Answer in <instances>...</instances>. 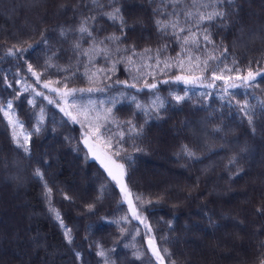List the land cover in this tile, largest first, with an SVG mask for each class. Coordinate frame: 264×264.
Instances as JSON below:
<instances>
[{
    "label": "trees",
    "instance_id": "obj_1",
    "mask_svg": "<svg viewBox=\"0 0 264 264\" xmlns=\"http://www.w3.org/2000/svg\"><path fill=\"white\" fill-rule=\"evenodd\" d=\"M77 3L78 0H0V56L14 45L25 48L32 45L23 59L5 57L0 61V73L7 74L9 82L15 76L32 89L24 92L21 84L13 82V89L23 93L13 103L25 131L32 133L30 146L34 156L47 160V164H37L36 159L26 158L23 150L13 143L11 126L0 118V264H104L97 245L108 252L115 264H145L150 254L147 236L155 237L162 254L165 247L171 252V257L164 254L165 264L170 259L175 264H261L264 214L257 209L264 212V115L257 107L253 123L249 124L239 107L229 106L221 98L225 95L224 82L212 81L210 73L219 72L224 64L232 67L233 58L239 60L241 69L251 61L255 71L257 60L264 67V0H237L236 11L225 25L209 27L215 51L213 45L202 46L200 50L191 44L183 45L181 38L187 31L178 34L181 38L173 36L171 29L168 35L158 31L155 21L166 18L155 12L160 0H119L117 6L128 25L124 29L127 38L121 47L134 46L140 54L132 56L131 64L123 59L131 53H115L112 60L97 56L92 63L83 56L77 57L72 50L73 37L66 41L59 35L61 27L78 23V13L73 10ZM211 10V7L201 9ZM79 11L88 14L83 0ZM97 19L99 38L112 33L120 35L118 25L106 17ZM204 26H191V30L201 32ZM221 45L228 49L225 54L228 58L223 64L220 60L209 61L208 71L196 67V61H189L184 53L187 47L189 54L199 56L200 60L206 59L208 53L220 57ZM82 46L88 48L89 44ZM144 49L152 51L145 53ZM49 57L57 68L45 71ZM180 60L184 61L183 69L178 66ZM25 61L41 73L39 82L28 73ZM165 62L171 66L165 67ZM92 73H96L94 82L89 81ZM224 74L235 78L234 69ZM178 75L201 78V82H178L175 80ZM116 81L135 83L136 88ZM49 82L51 88L62 90L65 84L68 89H105L68 97V102L95 101L98 110L111 107L109 101L113 99L119 100L113 107V115L120 123L119 130L125 132L119 145L120 155H113L117 137L112 139L111 146L107 136L94 139L123 163L137 212L151 225L150 233L132 216L120 187L105 167L90 155L83 143L86 125L73 123L60 111L63 99L44 87ZM145 82L156 83L157 88H144ZM210 82L215 87H206ZM257 82L258 88L229 91L252 93L247 97L237 95L236 99L247 98L255 106L257 99L253 96L264 100V82L260 78ZM36 92L44 96H37ZM131 95L147 112L135 107L128 99ZM175 96L185 99L178 102ZM156 97L164 104L158 113L149 108ZM33 98L35 107L26 102ZM7 99H13L12 89L0 81V100ZM70 111L81 119L75 108ZM129 120L137 129L142 128L141 135L130 131L131 126L125 123ZM109 127L114 133L119 131L115 125ZM185 144L196 152L198 159L181 153ZM232 159L236 160L235 165L230 163ZM38 166L52 188L51 206L72 229L71 245L65 241L59 221L49 212L46 189L32 175ZM137 195L145 202L137 201ZM89 205L93 206L91 210ZM125 216L127 221L121 219ZM162 236L167 240H161ZM136 250L144 253L143 261L133 257ZM216 250L221 251L218 258ZM76 252L81 254L80 259L76 258Z\"/></svg>",
    "mask_w": 264,
    "mask_h": 264
},
{
    "label": "snow or ice",
    "instance_id": "obj_2",
    "mask_svg": "<svg viewBox=\"0 0 264 264\" xmlns=\"http://www.w3.org/2000/svg\"><path fill=\"white\" fill-rule=\"evenodd\" d=\"M85 9L87 10L88 14H85L84 11H79V3L80 0H78V3L76 6H74L73 10L77 11L78 13V23L75 26L71 27H61L59 29V35L64 40H68L69 37H73L72 39V50L73 52L79 56H83L87 58L88 63H92L93 59L97 56L103 55V57L106 60H112L113 55L115 53H131V55H126L123 57L129 64L133 63L132 56L140 55L139 53H136L134 50V46H128V47H121V44L123 41L127 38V34L124 31L127 25V21L124 19V16L121 12L120 7H118L119 0H83ZM169 6L170 9H169ZM107 8H110V10H106ZM211 7V11H201V9H208ZM61 9L65 8V5H60ZM237 8V0H160L159 7L155 9V12L158 16H165V19H157L155 21L158 31H160L163 35L169 34V29H171V34L173 36H177L179 33H184L187 31V35L178 38L182 39L183 45H193L196 49L200 50L203 47H206L207 45H213V51H215V41L211 38V32L209 31V27H220L225 25L226 21L230 18V16L236 11ZM97 17H106L109 21H111L113 24L118 25L120 28V35H116L115 33L109 34L107 36H104L103 38H99L98 33L101 30L99 26V21ZM215 22V23H213ZM201 24H204L205 26L201 30V32H193L191 30V26H195L197 28L200 27ZM191 25V26H190ZM203 42V45L201 43ZM45 44L47 43V39H44L43 41ZM83 43H88V48H83ZM165 48L167 45L164 46ZM32 48V45L29 44L26 48L25 47H17L12 46L7 49V51L4 53V55L0 56V61H3L5 57H15L17 59H23V54L28 52L29 49ZM151 49H144V52H151ZM157 52L160 51V49L156 50ZM221 56L217 57L216 55L212 53L207 54V58L204 60H200L199 56H192L189 54L190 50L186 47L184 48V53L187 55V59L189 61L195 60L196 61V67L201 68L202 71H208L209 70V61L212 60H220V63L223 64L224 60H226L228 57L225 55L228 52V49L226 47H223L221 45ZM55 55V53H53ZM223 57V59H221ZM52 57H49L48 60L45 63L44 70L46 71L48 68H57V65L51 63ZM27 71L28 73H31L32 76L36 77V80L39 82L41 73H38L34 68L33 65L30 63H27L25 61ZM257 67L256 70L253 71V66L251 61L245 66L244 69H241L239 66V60L233 58L232 59V67H228L227 64H224V67L220 69L219 72L216 70H212L211 80H221L224 82V96H222V99L226 100V103L231 106L235 104L237 107H239L240 111L244 113L245 116L248 118L249 124L253 123V117L256 115V109L259 108L260 114L264 115V100H260L258 97L253 96L254 99H257V105H251L249 103V100L247 98L243 99V101L236 99L237 95H241L244 97L252 95V93L243 91L240 93H233L229 91L230 89H252V88H258L259 82H257L258 78H260V82H264V67L260 66V61H256ZM159 65V61H158ZM171 65L167 64L165 62V67H170ZM178 66L183 69L184 61L180 60L178 63ZM233 69L235 70V78H233L232 75L225 76V71L228 73H232ZM60 71H67V69H58ZM115 67L113 63V68L111 71L114 72ZM103 69H97V72H102ZM75 74V73H73ZM96 76V73H92V75L89 76V81L94 82L93 77ZM110 79V77H106ZM175 80L178 82H183L185 84H195L197 82H201V78L197 77H186L183 75H178L175 77ZM0 81H2L5 86L9 89H12V96L13 99H7V100H0V114H2V117L7 120V124L11 126L12 128V140L13 143L20 149L23 150V152L26 155V158L29 159H36L37 164H47V160L43 157L36 158L32 152L30 143H31V132H26L24 129V123L21 121L17 115L16 108L14 107L13 100H19L20 96L23 94L19 92L17 89H13V82L21 84L23 87L24 92H30L32 89L30 87L23 83L22 80L16 79V77H13V82H9L7 78V74L0 73ZM167 83V81H164ZM58 83V82H57ZM117 84H123L125 87L128 88H136V84L132 83L129 84L128 81H116ZM45 88H50V82L44 84ZM144 88L148 89H156L157 84L152 83H144ZM208 88L215 87V84L210 82L206 85ZM53 92H57L62 99L65 100V103H67L68 97H75L77 93H91V92H103L105 89L102 88H81V89H68L67 84L63 86V90L60 88H51L50 89ZM142 91L143 89H139ZM37 96H44V93L42 92H36ZM121 95H125L124 93H121ZM128 99L131 102L135 103V107L137 109H141L142 111L147 112V109L144 108L143 105H141L136 100L135 95H131L128 97ZM176 101H183L185 99V96H175ZM27 103L31 104L33 107H35V99L32 100H26ZM118 99H113L109 101V103L112 105L111 107L107 108H100L97 109L95 101L89 100L87 104H82L79 106L75 105V100L73 101V106L75 107V111L77 112L78 116L81 117V119L77 118V115H73L72 111H69L66 108H61L60 111L64 113L65 116H68L73 123L80 124L81 127H85L86 125V131L83 134V143L88 146L89 151L93 153V156L96 159H100V157L93 151L92 146L89 144L90 138L100 139L101 137L107 136V143L109 146H111L112 139L114 137H117L116 139V145L117 150L113 153V155H120V151H122V148L119 147L120 141L123 140L125 132L120 129V123L118 122L117 118L113 115V107H115L116 103H118ZM49 103H54L53 100H49ZM104 102L101 101V104ZM59 106V105H57ZM164 107L163 101L160 100L159 97H156L155 100L151 102L149 105V108H151L155 112H159L161 108ZM157 119L160 117L157 116ZM44 119V113L43 109H40V121H43ZM128 125L131 126L130 131H133L136 133L137 136L141 135L142 128L137 129L135 125L132 124V122L126 121ZM109 125H115V127L119 130L117 132H113L112 128L109 127ZM254 130V129H253ZM216 131H219L217 129ZM35 132L38 134L40 132V126L37 124L35 128ZM181 153L188 157V158H195L198 159L196 152L193 151L188 145H182L181 147ZM130 159V157H129ZM101 164L105 167V169L108 171V175L112 178V180L116 181L117 184L120 185V190L122 193H124L125 199L128 201V204L131 208L132 216L140 221V223L144 224L145 228L148 229L149 233L151 232V225L147 223L146 218H142L141 215L138 214L137 209L132 205V200L130 197L132 196V193L128 189L127 185L123 181V177L125 176V167L123 164L117 163L115 160L111 159V156L108 157V162L106 163L105 160L100 159ZM231 164L235 165L237 162L235 159H232L230 161ZM113 169H116L117 171L114 172ZM236 174H239L238 172ZM33 177L42 182L44 188L46 189L44 195L46 198H48L49 203V212L54 214L55 220L59 221V226L63 228V236L65 238V241L67 244L71 245L73 243V235H72V229L67 227L64 224V221L61 217L60 212L51 206V194H52V188L48 186L47 180L45 179V172L42 169V167H36L33 170L32 173ZM65 199H71L70 197L65 196ZM136 200L140 201L141 203H144L145 201L140 195L136 196ZM147 203H151V201H147ZM92 205H89V210L92 209ZM257 212L260 214H264V212L261 211V209H257ZM122 220L127 221L128 217H122ZM116 223H119V221H116ZM121 231H125V229L121 228ZM136 234H139V230H137ZM161 240L166 241V237H161ZM35 243L39 244V241H35ZM262 245H264V242H262ZM97 247L100 249L98 251V255L102 258H104V264H115L114 261H111L108 257V252H106L102 246L97 245ZM125 247H132L135 248V245H125ZM148 249L150 251L149 258L147 261H145V264H155V262H158V264H165L164 254H167L169 257H171V252L165 247L163 248V254L161 251L160 246L157 245L155 242V237H150L148 241ZM109 251H115L114 249H110ZM76 258L80 259L81 254L79 252L75 253ZM133 257L137 260H144V253L140 250L133 251L132 253ZM168 264H175V261L169 260ZM261 264H264V260L261 261Z\"/></svg>",
    "mask_w": 264,
    "mask_h": 264
},
{
    "label": "rangeland",
    "instance_id": "obj_3",
    "mask_svg": "<svg viewBox=\"0 0 264 264\" xmlns=\"http://www.w3.org/2000/svg\"><path fill=\"white\" fill-rule=\"evenodd\" d=\"M189 78H191V77H189ZM50 88H51V86H50ZM88 103V101H85V102H80V101H75V105L76 106H79V105H82V104H87ZM63 108H66V109H68L69 111L72 109L73 110V108H75L74 106H73V102H71V101H69L68 102V98H67V103H65V100L63 99V106H62ZM89 144L92 146V148H93V151H95V153L100 157V159H103V160H105V162L107 163L108 162V157L109 156H111V159L112 160H115L117 163H119V164H123V163H121L120 161H118V160H116L112 155H110L107 151H105L103 148H102V146L94 139V138H90L89 139ZM87 148H88V146H87ZM88 150H89V148H88ZM90 152V155L93 157V158H95L94 156H93V153L91 152V151H89ZM96 159V158H95ZM100 159H97L99 162H100ZM101 163V162H100ZM113 171L114 172H116L117 170L116 169H113ZM156 172H157V170H156ZM123 181H124V183L127 185V187H128V189L130 190V192L132 193V196L130 197V199L132 200V205L137 209V207H136V205H135V201H134V195H133V192H132V190H131V188L129 187V185H128V183H127V181H126V177L124 176L123 177ZM116 182V181H115ZM119 187H120V185L119 184H117ZM123 198H124V201L127 203V205H128V207H129V209H130V211H131V208H130V206H129V204H128V201L125 199V197H124V193H123ZM238 199H240V198H238ZM238 202H239V200H238ZM5 227H6V225H4ZM210 248H211V246H210ZM238 248H243V247H238ZM241 250V249H240ZM222 251H224V250H222ZM221 251L220 250H216V253H217V256H215V258H218L219 256H218V254L220 253Z\"/></svg>",
    "mask_w": 264,
    "mask_h": 264
},
{
    "label": "water",
    "instance_id": "obj_4",
    "mask_svg": "<svg viewBox=\"0 0 264 264\" xmlns=\"http://www.w3.org/2000/svg\"><path fill=\"white\" fill-rule=\"evenodd\" d=\"M149 239H150V236H147L146 239H145V240H146V244H147V246H148V241H149ZM155 242H156V241H155Z\"/></svg>",
    "mask_w": 264,
    "mask_h": 264
}]
</instances>
